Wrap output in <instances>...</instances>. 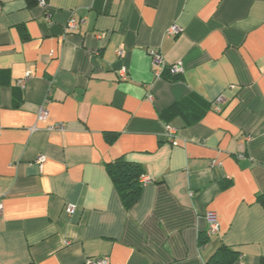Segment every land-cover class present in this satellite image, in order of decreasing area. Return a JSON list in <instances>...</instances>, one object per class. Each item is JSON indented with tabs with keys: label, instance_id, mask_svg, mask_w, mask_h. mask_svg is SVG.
<instances>
[{
	"label": "crops",
	"instance_id": "crops-1",
	"mask_svg": "<svg viewBox=\"0 0 264 264\" xmlns=\"http://www.w3.org/2000/svg\"><path fill=\"white\" fill-rule=\"evenodd\" d=\"M47 1L0 0V264H264V0ZM191 94L199 121L161 117ZM120 157L150 178L130 207Z\"/></svg>",
	"mask_w": 264,
	"mask_h": 264
},
{
	"label": "trees",
	"instance_id": "trees-1",
	"mask_svg": "<svg viewBox=\"0 0 264 264\" xmlns=\"http://www.w3.org/2000/svg\"><path fill=\"white\" fill-rule=\"evenodd\" d=\"M35 1V0H34ZM39 1V0H38ZM213 104L205 103L197 95L191 94L161 111V117L168 119L176 115L184 118L186 125L196 123L210 110ZM107 170L118 189L125 206L130 207L140 198L144 183L142 166L127 160L125 157L107 163ZM264 205V193L258 196ZM236 253L227 246H221L207 264H231L236 259Z\"/></svg>",
	"mask_w": 264,
	"mask_h": 264
},
{
	"label": "built area",
	"instance_id": "built-area-1",
	"mask_svg": "<svg viewBox=\"0 0 264 264\" xmlns=\"http://www.w3.org/2000/svg\"><path fill=\"white\" fill-rule=\"evenodd\" d=\"M38 4L45 9L46 18L48 20H51L53 17V10L50 8L48 1L47 0H39ZM84 22H85V18H81V19L71 18L67 22L66 26H67V29H76L80 25L84 24ZM179 32H180V27L177 25H172L168 28V34H177ZM122 54H123V52H122V50H120L118 52V55L121 56ZM149 54L152 58L153 66L156 67L155 72H156L157 76H160V73L166 67L169 68L172 76H176L183 71L181 64H175V65L168 66L166 64V62L163 60L160 52L157 49H155V48L150 49ZM119 74H120V77L122 79H126V76H127L126 68H124V67L121 68L119 71ZM29 75H30V73L28 72L27 77ZM223 101H224L223 96H221L215 100V102H214L215 110H217V111L220 110L219 105ZM47 115H48V111H47L46 107L44 105H42L39 109L38 119L43 120L47 117ZM50 129L65 130L66 126L64 124H57V125L51 126ZM174 135H175L174 129L172 127H168V137L173 142V144H177V142L174 139ZM45 160H46L45 156H43V155L39 156V158L37 159V163L42 166V164L45 162ZM141 182L146 184L147 182H150V178L148 176L143 175L141 177ZM2 208H3V205L0 201V214L2 212ZM75 208L76 207L73 204L67 205L65 208V211L68 214H73L76 210ZM206 219L209 223L208 233L210 235L218 234L220 231V224H219L217 214L214 211H209L206 214ZM83 264H109V261L106 258H102V257L87 258Z\"/></svg>",
	"mask_w": 264,
	"mask_h": 264
},
{
	"label": "rangeland",
	"instance_id": "rangeland-1",
	"mask_svg": "<svg viewBox=\"0 0 264 264\" xmlns=\"http://www.w3.org/2000/svg\"><path fill=\"white\" fill-rule=\"evenodd\" d=\"M152 59V58H151ZM153 63V62H152Z\"/></svg>",
	"mask_w": 264,
	"mask_h": 264
}]
</instances>
